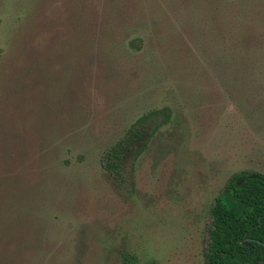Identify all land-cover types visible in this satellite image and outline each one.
Returning a JSON list of instances; mask_svg holds the SVG:
<instances>
[{"label":"rangeland","instance_id":"1","mask_svg":"<svg viewBox=\"0 0 264 264\" xmlns=\"http://www.w3.org/2000/svg\"><path fill=\"white\" fill-rule=\"evenodd\" d=\"M217 1L0 0V264H204L215 197L264 174L216 67ZM161 107L172 122L115 178L103 149Z\"/></svg>","mask_w":264,"mask_h":264},{"label":"trees","instance_id":"2","mask_svg":"<svg viewBox=\"0 0 264 264\" xmlns=\"http://www.w3.org/2000/svg\"><path fill=\"white\" fill-rule=\"evenodd\" d=\"M251 1H217L216 15L220 25L222 24L217 39L222 41L217 47L215 63L217 70L225 74V77L221 75L220 79L226 85V89L231 90L232 94L229 93L228 96L235 109L245 117L253 129L255 128V134L262 137L263 42L258 44V40L255 42L251 40L252 34L259 36L261 31L246 23L252 6L257 5ZM122 33L120 44L125 52L133 54V49L140 50L143 39L133 28L123 29ZM87 52L92 53L90 49ZM159 115L161 119L157 120ZM170 122L172 120L165 107L150 108L142 112L103 149L100 158L102 167L115 178L123 179L122 171L126 169L128 163L131 165L147 149L159 129ZM260 149L264 152L263 147ZM210 214L212 220L208 228L204 264H258L260 259H264V247L256 241L247 239L253 238L264 242L263 173L250 170L233 173L215 197ZM7 254L11 257L13 253Z\"/></svg>","mask_w":264,"mask_h":264},{"label":"water","instance_id":"3","mask_svg":"<svg viewBox=\"0 0 264 264\" xmlns=\"http://www.w3.org/2000/svg\"><path fill=\"white\" fill-rule=\"evenodd\" d=\"M256 242L260 243L263 247H264V242L258 240V239H255ZM258 264H264V259H260Z\"/></svg>","mask_w":264,"mask_h":264},{"label":"flooded vegetation","instance_id":"4","mask_svg":"<svg viewBox=\"0 0 264 264\" xmlns=\"http://www.w3.org/2000/svg\"><path fill=\"white\" fill-rule=\"evenodd\" d=\"M129 166V165H128ZM123 173H124V171H122ZM122 173V174H123ZM247 239H250V240H252V241H255V239H253V238H247ZM263 259V258H262ZM259 262V261H258Z\"/></svg>","mask_w":264,"mask_h":264}]
</instances>
